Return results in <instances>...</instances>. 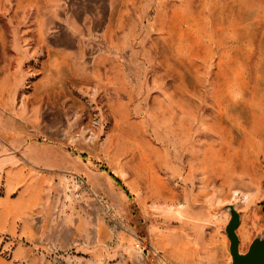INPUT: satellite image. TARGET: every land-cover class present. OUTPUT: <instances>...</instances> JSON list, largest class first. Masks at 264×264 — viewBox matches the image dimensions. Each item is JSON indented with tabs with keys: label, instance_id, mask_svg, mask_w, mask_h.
Segmentation results:
<instances>
[{
	"label": "rangeland",
	"instance_id": "obj_1",
	"mask_svg": "<svg viewBox=\"0 0 264 264\" xmlns=\"http://www.w3.org/2000/svg\"><path fill=\"white\" fill-rule=\"evenodd\" d=\"M4 198L0 264H232L219 208L241 251L264 231V0H0Z\"/></svg>",
	"mask_w": 264,
	"mask_h": 264
},
{
	"label": "water",
	"instance_id": "obj_2",
	"mask_svg": "<svg viewBox=\"0 0 264 264\" xmlns=\"http://www.w3.org/2000/svg\"><path fill=\"white\" fill-rule=\"evenodd\" d=\"M219 209L227 211L230 215L225 230L230 242L229 251L232 264H264V231H259L247 251H241L240 238L237 233L240 213L234 204H227Z\"/></svg>",
	"mask_w": 264,
	"mask_h": 264
},
{
	"label": "crops",
	"instance_id": "obj_3",
	"mask_svg": "<svg viewBox=\"0 0 264 264\" xmlns=\"http://www.w3.org/2000/svg\"><path fill=\"white\" fill-rule=\"evenodd\" d=\"M14 204H15V202H12L10 200V198H4L0 202V224L5 223L6 221L9 222L11 225L14 224L15 216L11 213V210H12L11 208L14 207ZM9 228H10V231H12L11 226ZM0 230L3 232L5 231L4 228H0ZM60 232H61V230L58 229L56 231V234L60 235ZM70 235H71V232H70Z\"/></svg>",
	"mask_w": 264,
	"mask_h": 264
},
{
	"label": "trees",
	"instance_id": "obj_4",
	"mask_svg": "<svg viewBox=\"0 0 264 264\" xmlns=\"http://www.w3.org/2000/svg\"><path fill=\"white\" fill-rule=\"evenodd\" d=\"M112 177L116 180V182H118V184H120V185L124 188V186H123L121 180H120L118 177H116V176H114V175H112ZM124 189H125V188H124ZM125 190H126V189H125Z\"/></svg>",
	"mask_w": 264,
	"mask_h": 264
}]
</instances>
